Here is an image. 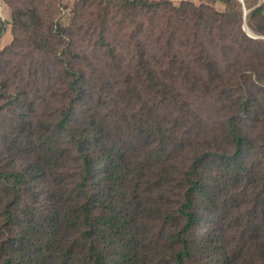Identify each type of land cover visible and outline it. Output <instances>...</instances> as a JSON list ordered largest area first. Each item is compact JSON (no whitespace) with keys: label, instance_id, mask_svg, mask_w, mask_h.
Returning <instances> with one entry per match:
<instances>
[{"label":"trees","instance_id":"obj_1","mask_svg":"<svg viewBox=\"0 0 264 264\" xmlns=\"http://www.w3.org/2000/svg\"><path fill=\"white\" fill-rule=\"evenodd\" d=\"M111 1L129 16L161 5ZM220 1L227 4L224 12L192 4L199 26L210 32L220 28L226 58L237 46L264 58V38L240 28L243 3ZM187 4H171L172 11L179 14ZM249 10L250 25L264 34V1ZM13 21L31 31L39 47L49 45L39 37L43 23L35 8L16 7ZM234 21H239L236 36L227 31ZM5 29L0 19V38ZM102 42L116 58L118 45L105 34ZM200 43L198 60L217 70L218 57L207 41ZM14 44L0 48V264H232L216 230L200 236L195 229L216 220L219 196L236 206L239 186L253 182L248 156L255 141L239 118L262 108L245 76L251 71L264 78V61L238 66L242 113L230 118L225 141L189 148L159 109L135 106L142 101L141 89L115 87L89 56L93 72L67 65L68 88L52 109L41 112L37 98L6 70L5 54ZM137 54L138 73L149 80L146 90L165 101L179 98L144 45L138 44ZM155 225L161 230L153 234ZM259 249L264 258V245Z\"/></svg>","mask_w":264,"mask_h":264},{"label":"rangeland","instance_id":"obj_2","mask_svg":"<svg viewBox=\"0 0 264 264\" xmlns=\"http://www.w3.org/2000/svg\"><path fill=\"white\" fill-rule=\"evenodd\" d=\"M151 1L161 3L156 11L144 16H129L111 0H0V19L6 22L0 48L8 49L15 43L5 54L6 70L37 98L41 112H47L68 88L66 78H63L67 65L85 68L89 74L93 72L89 56L111 78L115 87H130L133 92L135 88L141 89L142 101L134 103L135 106L142 107L145 103L146 107L159 109L174 125L175 134L185 139L187 147L201 146L206 140L212 145L224 142L230 118L235 113H242L239 98L243 90L238 82L242 74L238 66L262 62L264 58L239 51L238 46L226 58L220 28L210 32L206 26H199L192 4L202 6L208 12L211 8L224 12L228 7L223 1ZM248 1L253 5L248 9H253L264 0ZM182 2L190 4L179 14L174 13L171 4L180 6ZM16 7L38 11L43 23L39 37L47 38L49 45L39 47L29 36L31 31L24 26H14ZM241 24L245 30L244 19L242 23L240 21V28ZM248 24L264 38V34L254 30L249 21ZM227 31L236 36L239 21L229 25ZM104 34L118 45L116 58L102 42ZM200 39L207 41L208 48L218 57L217 70H211L198 60L203 47ZM138 44L147 48L161 73L168 74L175 87L172 94L179 98L165 101L159 92L146 90L149 80L143 79L137 70ZM245 80L256 90L257 104L262 107L251 117L238 116L243 131L255 141L248 156L254 170L253 182L239 186L236 206L219 196L222 204L215 213L216 220L207 226L199 225L195 232L201 236L204 231L216 230L220 234L219 242L229 251L232 264H264L259 249L264 245V78L249 71ZM128 94L133 99L131 92ZM160 228L161 225H155L152 233ZM248 230L253 232L249 234ZM209 254L214 256L215 252Z\"/></svg>","mask_w":264,"mask_h":264},{"label":"water","instance_id":"obj_3","mask_svg":"<svg viewBox=\"0 0 264 264\" xmlns=\"http://www.w3.org/2000/svg\"><path fill=\"white\" fill-rule=\"evenodd\" d=\"M242 3H243V6H244V17H245V24H244V28L245 30H247L253 37H260L258 34H256L252 29L251 27L249 26L248 24V14L250 12V10L247 8L246 6V3H245V0H240Z\"/></svg>","mask_w":264,"mask_h":264}]
</instances>
